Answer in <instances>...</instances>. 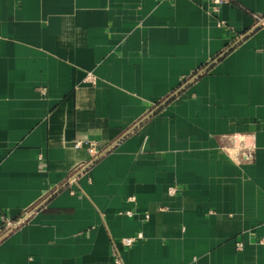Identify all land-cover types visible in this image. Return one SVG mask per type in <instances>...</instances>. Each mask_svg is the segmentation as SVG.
Returning <instances> with one entry per match:
<instances>
[{
	"label": "crops",
	"instance_id": "obj_1",
	"mask_svg": "<svg viewBox=\"0 0 264 264\" xmlns=\"http://www.w3.org/2000/svg\"><path fill=\"white\" fill-rule=\"evenodd\" d=\"M255 16L264 0H0V231L38 207L0 264H264Z\"/></svg>",
	"mask_w": 264,
	"mask_h": 264
},
{
	"label": "built area",
	"instance_id": "obj_2",
	"mask_svg": "<svg viewBox=\"0 0 264 264\" xmlns=\"http://www.w3.org/2000/svg\"><path fill=\"white\" fill-rule=\"evenodd\" d=\"M232 1L233 0H212V12L213 13L218 12L219 8L221 6L229 4ZM255 20H256V24H255L256 28H264V17L255 16ZM85 81L88 83H95V78L92 75H88L85 78ZM82 147L86 148V150H87L88 154L91 156L92 160L97 159L101 154L99 151H97L96 143L93 141L81 140V141H77L73 144L74 149H80ZM178 192H179V189L177 187H171L168 190L169 195H175ZM129 200L134 201V198H130ZM37 209H38V207H33L32 209L26 211L23 215H21L20 217L14 219V220L3 215L1 217V221H2L3 226H2V229L0 231V240L4 237L8 236L9 234H11L13 231L17 230L21 226L27 224L29 219L37 211ZM125 215L128 217H132L131 212H126ZM142 239H143L142 234L137 233L134 237L122 239L120 241V244L122 246H131V245L137 243L138 241H140ZM242 247H243V244H241V243L237 244V249H241ZM114 264H122V263L118 258H116L114 261Z\"/></svg>",
	"mask_w": 264,
	"mask_h": 264
}]
</instances>
